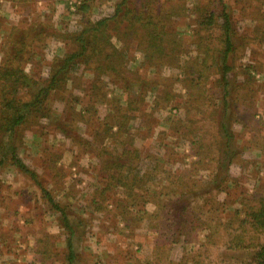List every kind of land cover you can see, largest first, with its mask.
Wrapping results in <instances>:
<instances>
[{
    "label": "trees",
    "instance_id": "16d2710c",
    "mask_svg": "<svg viewBox=\"0 0 264 264\" xmlns=\"http://www.w3.org/2000/svg\"><path fill=\"white\" fill-rule=\"evenodd\" d=\"M11 1L19 18L1 24L0 168L13 165L33 178L45 200L59 212L67 232L68 264H74L77 256L76 226L68 204L56 199L18 152L24 129L39 125L43 118L80 145L81 151L97 158L101 179L91 199L96 210L111 202L129 227L148 221L149 231L156 236L147 264H164L168 244L193 238L200 239L205 250L224 247L232 263L264 264V242L259 240L264 234V195L255 202H243L242 208L227 216L225 200H215L217 207L208 212L204 209L208 201L201 204L199 200L205 198V182L213 185L212 191H226L231 165L243 161L246 150L263 144L258 136L260 121L252 110L254 95L240 96L242 103L234 98L230 58L238 46V32L225 0L195 3L194 49L179 38L176 21L183 12L167 5L169 0H115L113 12L100 17H94L98 0H76L75 10L68 5L60 19L56 17L58 3L66 0ZM242 9L249 12V19L259 21L258 33H264V12L259 8V15L251 18L250 4ZM75 13L80 18L78 27L72 29L71 14ZM58 41L62 51L50 58L48 47ZM137 50L143 52L144 67L175 64L187 81L183 86L187 95L181 97L187 120L168 117V126L160 130V138L150 144L149 151L136 144L138 134L133 132L140 129L132 122L135 118L145 117L149 133L157 119L149 113L146 101L149 76L136 77L132 67ZM161 78L154 80L160 83ZM243 85L253 92L250 78ZM164 87L162 100L157 99L151 110L159 112L173 98L171 86ZM58 100L64 102L61 112L55 107ZM102 105H106L103 116ZM239 116L246 117L242 118L245 125L254 127L244 143H239L233 128ZM81 122L84 132L78 126ZM170 135L175 137L173 143H189L191 151L177 152L172 145L167 159L168 154L154 153L153 148H163ZM145 155L152 161L147 169L142 165ZM170 162L179 163V168H169ZM204 171L211 175L205 182ZM204 229L207 232L201 238ZM48 247L44 251L49 253ZM202 254V250L186 251L180 264L188 256L194 257L195 264H207Z\"/></svg>",
    "mask_w": 264,
    "mask_h": 264
},
{
    "label": "rangeland",
    "instance_id": "374dc122",
    "mask_svg": "<svg viewBox=\"0 0 264 264\" xmlns=\"http://www.w3.org/2000/svg\"><path fill=\"white\" fill-rule=\"evenodd\" d=\"M199 2L208 1L169 0L167 4L183 12L177 15L179 18L176 21V27L184 46L191 47V49H194L192 29L196 28L197 19L193 7ZM225 2L233 15L238 32L236 35L238 46L230 58L234 67L230 73L234 86V98L237 103H242L240 96L249 98L254 95L255 108L252 110L255 112V119L260 121L261 127L258 130L260 135L258 136L263 142L262 145L246 150L243 154L245 158L243 161L231 165L229 168L231 179L228 181L226 191L220 193L212 191L213 185L205 182L211 178V175L207 171L203 172L205 176L202 177L206 186L202 192L206 200L205 198L199 199L200 203L208 201L204 208L205 212H208L211 207L213 209L217 207L215 200H225L227 216L235 209L242 208L243 202H255L257 197L264 195V33L262 31L258 33L259 21L249 19L250 17L246 16L249 12L242 11V6L250 4L251 18L258 16L259 8L264 12V2L261 5L258 0H225ZM75 3L76 0L58 3L56 17L60 19L68 5H71L74 11ZM114 4L115 0H103L102 2L98 0L94 6V17L112 13ZM71 15V28L76 29L79 14ZM1 37L0 33V39ZM214 42L217 41L214 40ZM57 46H59L57 42L49 45L50 58H52V53L57 52ZM61 51L62 48L59 52ZM135 52L136 59L132 62V67L136 69V77L143 73L149 76L146 101L149 104V113H154L157 119L153 124L152 132L149 133L145 127V117L135 118L132 122L138 129L140 126V129H134L133 132L138 134L136 144L144 151H149L150 144L160 138L158 135L160 130L168 126L166 120L168 117L187 120L186 106L181 101V97L187 95V90L183 87L186 86L187 81L180 77V68L177 65L155 64L144 67L141 63L143 52L141 50ZM248 67H250L249 71ZM159 76L163 78L159 79L160 83H156L154 79ZM248 78L253 83L251 93L243 85ZM88 80L86 76L85 85ZM165 84L171 86L169 90L174 96L162 110L153 111L150 107L157 102V99L162 100L159 96L165 94L163 89ZM55 107L61 112L64 102L56 101ZM105 113L106 105L100 106V114L103 116ZM242 118L246 117L239 116L233 124L239 143H244L249 138V130L254 132V127L245 125ZM78 126L82 132L85 131L86 126L82 122ZM23 132L19 154L29 166L38 172L39 178L54 193L56 199L68 204L70 218L76 226L74 247L77 256L74 264H147L154 252L156 236L155 233L149 231L148 221L143 220L139 225H134L136 228L129 227L125 219L114 212L116 207L111 202H108V205L107 203L102 204L100 206L102 209L99 211L91 201L101 179L95 155L81 151L80 145L49 125L47 118H43L37 126L24 129ZM172 138L175 137L170 135V140L163 145V148H153L154 153L159 151L162 155L168 154L167 159L171 152L168 153L167 149L172 145H175L177 152L191 151L189 143H184L182 140L173 143ZM145 157L147 156L145 155L144 159ZM190 160L188 158V161ZM151 163V159L146 158L142 165L144 169H147ZM168 167L177 169L179 163L170 162ZM149 207L152 208L151 205ZM209 215L212 219V214L209 213ZM59 216V212L53 210L49 202L45 200L41 187L33 178L20 172L13 165L0 168V264H68L67 232L61 226ZM206 232V229L201 230L200 237L204 238ZM259 240L264 242V234L259 237ZM45 246H49V253L44 251ZM205 247L201 246L200 239L194 238L188 242L183 240L168 244L165 249V255H167L164 264H180L184 253L189 250H202L204 253L202 256L208 262L207 264H237L239 262L232 263V257L225 252L222 246L220 248L216 246L211 250H205ZM193 258L188 256L185 264H195Z\"/></svg>",
    "mask_w": 264,
    "mask_h": 264
},
{
    "label": "crops",
    "instance_id": "0c3cea01",
    "mask_svg": "<svg viewBox=\"0 0 264 264\" xmlns=\"http://www.w3.org/2000/svg\"><path fill=\"white\" fill-rule=\"evenodd\" d=\"M60 15V14H59ZM19 15L15 12L14 6L11 0H0V33L3 35L1 24H5L4 22L9 23V21L18 20ZM4 21V22H3ZM56 51L60 50L61 42L58 41Z\"/></svg>",
    "mask_w": 264,
    "mask_h": 264
}]
</instances>
